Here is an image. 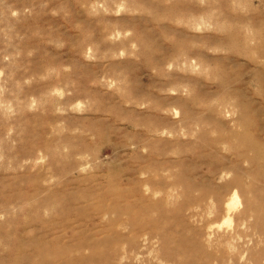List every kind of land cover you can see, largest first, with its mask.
<instances>
[{"label":"rangeland","instance_id":"rangeland-1","mask_svg":"<svg viewBox=\"0 0 264 264\" xmlns=\"http://www.w3.org/2000/svg\"><path fill=\"white\" fill-rule=\"evenodd\" d=\"M0 264H264V0H0Z\"/></svg>","mask_w":264,"mask_h":264},{"label":"bare ground","instance_id":"bare-ground-1","mask_svg":"<svg viewBox=\"0 0 264 264\" xmlns=\"http://www.w3.org/2000/svg\"><path fill=\"white\" fill-rule=\"evenodd\" d=\"M236 201H233L232 203L234 204ZM237 203V202H236ZM262 216V215H261Z\"/></svg>","mask_w":264,"mask_h":264}]
</instances>
